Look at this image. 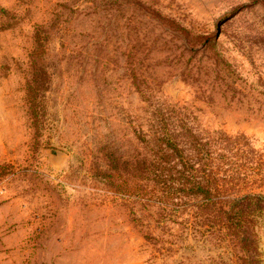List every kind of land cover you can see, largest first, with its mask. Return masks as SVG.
Wrapping results in <instances>:
<instances>
[{"label":"rangeland","instance_id":"obj_1","mask_svg":"<svg viewBox=\"0 0 264 264\" xmlns=\"http://www.w3.org/2000/svg\"><path fill=\"white\" fill-rule=\"evenodd\" d=\"M247 195L264 0H0V264H264Z\"/></svg>","mask_w":264,"mask_h":264},{"label":"trees","instance_id":"obj_2","mask_svg":"<svg viewBox=\"0 0 264 264\" xmlns=\"http://www.w3.org/2000/svg\"><path fill=\"white\" fill-rule=\"evenodd\" d=\"M183 29V28H182ZM183 31H185L186 32V30H183ZM187 33V32H186ZM164 141H167V146H168V148L169 149H172L173 148V150L174 151H176L177 153H179L180 152V148L177 146V145H175V144H172V142L169 140H166V139H164ZM252 198H259V199H263L264 197H261V196H254V195H247V196H245L244 197V199L245 200H248V199H252Z\"/></svg>","mask_w":264,"mask_h":264}]
</instances>
